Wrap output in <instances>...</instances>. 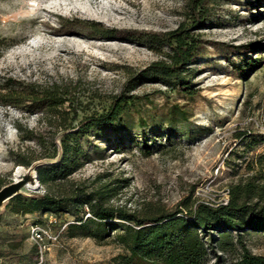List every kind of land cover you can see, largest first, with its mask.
<instances>
[{
  "label": "rangeland",
  "instance_id": "rangeland-1",
  "mask_svg": "<svg viewBox=\"0 0 264 264\" xmlns=\"http://www.w3.org/2000/svg\"><path fill=\"white\" fill-rule=\"evenodd\" d=\"M189 2L0 0V197L59 196L81 187L97 189L105 205L138 214H183L198 201H223L232 185L256 174L250 167L264 153V0H207L206 20L191 30L199 55L184 78L198 92L189 95L160 80L138 84L121 124L79 137L89 155L81 167L64 179L38 178L39 167L56 161L64 131L107 109L130 73L168 59L169 48L152 44L148 35L188 24ZM246 57L258 61L244 70L238 64ZM30 85L65 91L61 114L3 102L8 88L26 91ZM176 107L186 114L174 112ZM243 131L251 135L240 136ZM33 175L39 187L29 189L25 183ZM8 199L0 203V264H114L113 256L123 252L117 230L101 240L83 228L72 236L66 226L77 219L73 212L14 213L5 206ZM87 211L78 215L85 218ZM34 223L53 233L63 229L56 240L37 242L30 232ZM218 237L215 231L205 235L207 264L215 255L220 264H233L242 245L264 255V231Z\"/></svg>",
  "mask_w": 264,
  "mask_h": 264
},
{
  "label": "trees",
  "instance_id": "trees-1",
  "mask_svg": "<svg viewBox=\"0 0 264 264\" xmlns=\"http://www.w3.org/2000/svg\"><path fill=\"white\" fill-rule=\"evenodd\" d=\"M207 0H190L188 8L189 23H179L175 28L163 33H150L148 41L169 48L168 59L150 62L144 68L130 73L124 90L115 95L107 109L80 118L74 129H67L59 138L57 159L53 163L38 168V178L42 183L67 178L87 161L89 155L83 148L80 136L89 131L104 134L121 124L122 115L133 106L135 96L131 91L145 81L160 80L167 86L179 87L189 95L198 90L189 85L185 74L199 55V44L191 32L206 20ZM110 34V29L104 30ZM0 39V50L4 43ZM248 58V59H247ZM250 59V61H249ZM258 59L246 57L238 67L244 70ZM248 66V67H247ZM12 80V79H7ZM66 92L57 86L37 89L30 85L19 91L10 87L3 93V102L19 105L27 102L31 108H44L53 116L61 114L60 107L66 100ZM181 116L186 112L175 108ZM62 124L61 121L58 123ZM170 137V130L164 131ZM240 136H250V132H240ZM185 136L188 133L177 134ZM149 148L148 145H143ZM56 151L53 155L56 154ZM23 164L29 161L20 160ZM256 174L245 183H236L229 188L226 203L209 204L195 202L190 211L181 214L180 209L171 211L138 214L121 206L105 205L97 196L99 191L75 187L65 195L15 193L9 197L5 206L14 213L51 212L59 214L73 212L76 220L68 223L66 231L70 235L87 234L97 240L103 239L106 232L117 230L115 239L122 245L123 252L113 256L114 264H207L208 244L205 235L210 231L218 233V238L240 235L244 230L264 231V153L254 162ZM261 181H256V179ZM86 207L85 218L78 214ZM86 226H93L86 231ZM212 264H220V257L214 256ZM233 264H264V255L254 254L242 245L239 258Z\"/></svg>",
  "mask_w": 264,
  "mask_h": 264
},
{
  "label": "built area",
  "instance_id": "built-area-1",
  "mask_svg": "<svg viewBox=\"0 0 264 264\" xmlns=\"http://www.w3.org/2000/svg\"><path fill=\"white\" fill-rule=\"evenodd\" d=\"M228 201V197H224L223 201L217 202V203H226ZM202 202H206L209 204H217V203H211V202H207V201H202ZM87 215H89V213H87ZM62 228L58 229V232L53 233L52 231H50V228L48 226L45 225H41L38 223H34L32 225H30V232H31V236L38 242V241H43V240H49V241H54L57 239V237L59 236V233L62 231Z\"/></svg>",
  "mask_w": 264,
  "mask_h": 264
},
{
  "label": "bare ground",
  "instance_id": "bare-ground-1",
  "mask_svg": "<svg viewBox=\"0 0 264 264\" xmlns=\"http://www.w3.org/2000/svg\"><path fill=\"white\" fill-rule=\"evenodd\" d=\"M14 173H15L14 179H16V181H19L20 176L22 174V169H20L19 167ZM25 186L28 187L29 189H36L37 187H39V182L37 178L35 177V175H33V179L31 181H28L25 183Z\"/></svg>",
  "mask_w": 264,
  "mask_h": 264
},
{
  "label": "water",
  "instance_id": "water-1",
  "mask_svg": "<svg viewBox=\"0 0 264 264\" xmlns=\"http://www.w3.org/2000/svg\"><path fill=\"white\" fill-rule=\"evenodd\" d=\"M13 194H8L7 196H2V197H0V203L3 201V199H4V197L5 198H9V197H11Z\"/></svg>",
  "mask_w": 264,
  "mask_h": 264
}]
</instances>
